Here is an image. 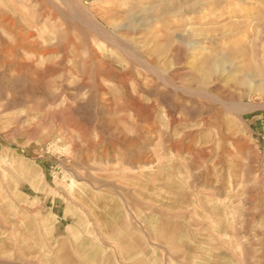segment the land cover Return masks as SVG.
I'll return each instance as SVG.
<instances>
[{
	"label": "rangeland",
	"instance_id": "rangeland-1",
	"mask_svg": "<svg viewBox=\"0 0 264 264\" xmlns=\"http://www.w3.org/2000/svg\"><path fill=\"white\" fill-rule=\"evenodd\" d=\"M0 75V264H264V0H0Z\"/></svg>",
	"mask_w": 264,
	"mask_h": 264
},
{
	"label": "bare ground",
	"instance_id": "bare-ground-1",
	"mask_svg": "<svg viewBox=\"0 0 264 264\" xmlns=\"http://www.w3.org/2000/svg\"><path fill=\"white\" fill-rule=\"evenodd\" d=\"M2 3V2H1ZM8 17V16H7ZM10 22V21H9ZM12 22V21H11ZM96 24V23H95ZM97 26V25H96ZM95 26V27H96ZM98 27V26H97ZM99 27H101L103 30H105V28L103 27V25L101 24V23H99ZM14 28V27H13ZM120 38V37H119ZM61 46V45H60ZM51 48V47H50ZM54 48H55V46H54ZM52 49H53V47H52ZM72 49V48H71ZM48 50V49H47ZM67 50V49H66ZM61 52V51H60ZM63 52V51H62ZM46 54V53H45ZM44 54V55H45ZM47 55V54H46ZM17 60V59H16ZM15 62V61H14ZM15 64V63H14ZM15 70V69H14ZM108 70V69H107ZM46 74V73H45ZM112 74V73H111ZM43 75V74H42ZM1 76V75H0ZM44 76V75H43ZM47 76V75H46ZM45 76V77H46ZM90 78H92L91 76H90ZM115 78V77H114ZM42 80H43V78H42ZM45 81V80H44ZM119 84V83H118ZM138 102V101H137ZM136 102V103H137ZM109 104V103H108ZM138 109V108H137ZM149 113V112H148ZM150 115V114H149ZM151 116V115H150ZM152 120V119H151ZM172 120H174V119H172ZM66 121V120H65ZM83 131V130H82ZM180 153V152H179ZM203 156V155H202ZM197 157V156H196ZM2 191V190H1ZM3 202H5L6 203V205H7V211L10 213V214H12V206H10L9 205V203H10V201H8L7 199H4L3 200ZM12 216H10L8 213H3V218L0 220V232H2V231H4V232H7V230L8 229H11V230H13V232H12V241L15 243H17V239H18V237L16 236V230H15V224H14V227L12 226V218H11ZM27 218V217H26ZM26 221V220H25ZM14 222V221H13ZM15 223V222H14ZM17 225V224H16ZM39 229V228H38ZM31 230V229H30ZM33 232V231H32ZM18 233H20V231H18ZM6 233H3V235H0V236H4ZM32 234H34V233H32ZM40 234V233H39ZM89 234V233H88ZM41 235V234H40ZM21 236H22V234H21ZM21 236H20V238H21ZM39 237V236H38ZM4 238V237H3ZM39 238H41V237H39ZM43 238H41L40 240H42ZM28 241V240H27ZM26 243V242H25ZM43 243V242H42ZM3 244V243H2ZM44 245V244H43ZM43 245H42V249H43ZM13 249H14V247H13ZM6 251H7V247H5V245L2 247V249H1V252H2V255H5L6 254ZM8 256H11V257H15V253H12V255H8ZM4 257V256H3ZM31 258V257H30ZM42 258V257H41ZM38 261V260H37ZM44 261V260H43ZM34 262V261H33ZM32 263V262H31ZM30 262H29V264H31ZM34 264V263H33Z\"/></svg>",
	"mask_w": 264,
	"mask_h": 264
}]
</instances>
